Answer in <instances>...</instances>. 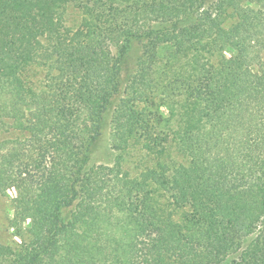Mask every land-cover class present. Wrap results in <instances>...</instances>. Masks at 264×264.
Listing matches in <instances>:
<instances>
[{
    "label": "trees",
    "instance_id": "1",
    "mask_svg": "<svg viewBox=\"0 0 264 264\" xmlns=\"http://www.w3.org/2000/svg\"><path fill=\"white\" fill-rule=\"evenodd\" d=\"M18 1L42 5L48 0ZM89 1L101 17L97 32L103 35L84 44L78 53L69 47L67 58L58 63L62 66L58 77L52 79L53 95L40 94V118L35 126L27 129L24 119L30 107L24 97L35 89L30 87L34 61L18 64L3 77L8 86L0 94L9 87L6 95L11 101L5 108L0 105L1 147L7 145L4 139H12L9 134L17 136L15 131L49 129L53 138L48 143L56 156L50 167L45 166L49 150L40 154V174L15 201L14 220L9 216L7 220L21 225L16 235L21 242H0V264H96L92 252H106L101 237L104 228L113 225L111 214L101 205L105 189L109 198L115 184L129 182L130 188L126 186L121 198L122 208L143 202L150 214L160 216L161 223L134 229L125 263L120 264H264V65L258 64L260 51L254 49L264 35V8L249 7L264 0H221L202 13L196 0H144L147 7L128 5L125 10L116 0ZM145 19L148 21L142 23ZM186 19L194 20L195 25L180 28ZM165 23H172V29L160 27ZM135 39L146 41L138 71L128 84L122 77V58ZM115 48L117 56L112 53ZM227 50L232 52L231 59L224 57ZM188 56L191 78L171 74V68ZM112 60L115 64L110 66ZM69 65L75 71L73 78L64 75ZM96 83L101 87L93 88ZM142 85L146 88L140 90ZM111 86L126 91L116 119L120 132L114 136L115 147L123 152L116 166L95 171L89 167L88 152L99 135L103 109L112 100L107 92ZM84 89L99 96L100 102L93 104L90 119L81 122L89 108ZM150 93L182 107L178 118L173 116L180 121L173 142L161 135L171 120L150 114L154 102ZM58 96L61 98L55 101ZM67 99L77 101L70 104ZM141 102L143 109L137 110ZM77 138L78 146L73 142ZM131 148L146 150L157 167H147L139 179L130 178L123 160ZM195 155L199 159L193 160ZM15 157V152L1 156L0 193ZM191 160L194 168L201 167V174L221 199L236 202L235 215L224 216L229 220H219L207 202L193 203L196 213L184 210L188 195L179 185L187 179L182 174L183 163ZM174 177L179 185L173 183ZM172 192L179 203L176 215L163 204V195ZM69 206L75 208L70 221L64 222L62 211Z\"/></svg>",
    "mask_w": 264,
    "mask_h": 264
},
{
    "label": "rangeland",
    "instance_id": "2",
    "mask_svg": "<svg viewBox=\"0 0 264 264\" xmlns=\"http://www.w3.org/2000/svg\"><path fill=\"white\" fill-rule=\"evenodd\" d=\"M115 2H118V5L122 10H125L128 5L147 7L144 0H132L130 2L116 0ZM246 2H252V0H245V3ZM220 3L221 0H207L203 2L202 0H196V4H201L200 13L204 12L205 9L216 7ZM247 4L249 5L250 3ZM256 6H260L259 9H263L264 1H261L258 4L252 3L249 7L256 8ZM101 21L100 15H96L89 0H48L42 5H36L34 3L21 5L18 0H0V91L5 86H8V83H6L3 78L6 72L11 68H17L18 64L24 63L25 61H34V65L29 64L35 66L31 73V81L30 79L29 81L30 87L35 89L33 93L28 92L26 97L23 95L26 102L25 104H29L30 106L27 110V115L24 118L28 122V125H26L27 129L35 126V120L40 118V107L37 102L39 98H41V92L47 96L53 95V91L50 89L52 79L58 77V68L62 67L58 63L67 58L69 47H75L76 52L78 53V49L83 47L84 44H88L92 40L96 42L98 38L103 35L97 32L101 26ZM147 21L148 20L145 19L142 23H146ZM171 24L172 23H165L160 27L172 29ZM194 25V20L186 19L180 25V28H191ZM145 41L146 39H135L131 41L129 52L124 58H122L123 61L121 60L122 77L125 82H128V84H130V78L135 76V72L138 71V64L140 58H142ZM109 46L113 45L110 43ZM256 47H258V50L260 51V56L259 59H257V62L258 64L264 65V35H261V37L259 36L258 43L255 45L254 49H256ZM118 48H120V46ZM112 53L114 56H117L118 49H113ZM231 56L232 52L229 50L224 54V57L227 59H231ZM189 58L190 57L188 56L180 59L181 61L171 68L170 73L174 75L181 73V75L190 79L192 76V66L188 62ZM201 60L203 65L206 64L204 58ZM113 64H115V60L109 62L110 66ZM177 66L178 69L176 70L175 68H177ZM65 68H67V72L64 75L73 78L75 72L73 66ZM162 79H164V77ZM99 83H96L93 88L101 87ZM137 83L138 80L135 82V86ZM150 86L147 90L149 92L152 91ZM30 87H28L29 90H31ZM145 88L146 86L142 85L140 90ZM8 89L9 87L0 94V105L4 108L7 106L8 102L11 101L10 95H6ZM116 90L114 86L108 87L107 89L109 97H111L112 100L106 105L105 110L103 109L100 119L101 122L99 121V135L95 138L88 152L89 167L94 168L95 171H98L99 168L102 167L113 168L116 166L118 162L117 158L123 152L115 147L116 143L114 136L120 132L116 119L120 116L123 100L126 98V91H124V88L119 91ZM57 92L58 91L54 94H57ZM82 92H84L89 98V108L82 114V117L80 118L81 122L85 119H90L92 116L93 104L100 102L99 96L94 97L85 89L82 90ZM150 97L154 101L151 106L150 114L153 115V117L160 116L163 119L171 120V123L169 125L167 124L164 130L162 129L163 131L161 135L162 137L168 136L171 142H173L176 139V133L180 130V121L177 119L178 117L176 115L181 114L182 107H177L174 103L165 99H160L153 93H150ZM60 98L61 97L58 96L55 101H58ZM67 100L70 104H75V101H77L76 99ZM84 104L87 103L85 102ZM142 109L143 102L137 105V110ZM46 116L50 118L49 115ZM173 116L177 118H174ZM158 120L156 121V125H158ZM32 132L15 131L14 134H17L16 137L9 134L12 136V139H4L8 140L6 142L7 145L4 148L0 145V160L3 155L6 156L11 152L16 153L13 165L9 166L8 169L6 168V177L9 176V178L0 193V242H6L11 245H14V242L16 241L21 242V239L16 236L19 233V230H21V225L18 222L15 223L7 220L8 216L14 220L12 211L16 205L15 201L20 198L21 191H24L25 187L30 185L32 179H35L36 176L40 174L38 168L40 154L43 151H46V149L49 150L47 152V163L45 166L50 167L53 165V160L56 156V153H54V147L52 144L48 143L49 139L53 138V134L50 130L46 129L43 132ZM37 133H41L39 137ZM2 138L3 136H1V139ZM137 139L140 138L137 137ZM10 140H14L15 143L10 144ZM73 142L78 146V138ZM136 142V139L132 140V143ZM146 152L147 151L142 150V148L140 150H136L135 148L129 150L127 159L123 160V166L125 165V172H127L130 178L139 179L147 167L150 166V169L157 167L149 161ZM193 154H195L194 150L189 153L191 159ZM196 157L199 159L198 155H195L193 160ZM184 158L186 159V157ZM191 162L192 160L183 163L185 170L182 174L187 176V179H182V184L180 183L181 185H179L180 181H176L175 177L173 178V183H177L181 186L182 190L180 191L184 195H188L186 203L189 204L185 205L184 210L188 211L189 214L196 213L193 203L195 204V202H199V204L204 205L203 203L207 202L210 204V209L214 211L219 220H229L224 216L227 214H231L232 216L235 215V213H232L235 210L236 202L234 200H229L228 198V200L225 198L221 199L220 194L215 191L214 188L209 186L210 180L204 178L201 174V167L197 166L194 168V163ZM197 170H199L198 175ZM173 171L174 168L171 169L170 173ZM130 184L131 182L127 184H115L111 189L112 194L109 198H106L108 188L105 189L106 195L101 200V205L104 210L111 214L113 225L108 229L104 228V233L101 237V245L105 247L106 252H101L99 249H94L92 252V259L96 261V264L125 263L126 253L130 250L128 244L135 238V236L132 237V235L136 233V230L134 229L141 227V224L161 223V220H159L160 216L156 212L150 214L149 209L146 208L143 202L136 204L139 202L134 201L136 202L135 204L122 208L123 204L121 198L124 190H126V186L127 188H130ZM175 197L174 192L163 195V204L170 206V210L176 215V212L179 210L176 204L178 205L179 203ZM147 202L149 203V201ZM74 208V206H69L62 211L64 222L70 221L71 212ZM207 212L209 215H213L212 212ZM157 233L158 231L154 230V234ZM146 234L147 232L140 236L139 240L143 242Z\"/></svg>",
    "mask_w": 264,
    "mask_h": 264
}]
</instances>
